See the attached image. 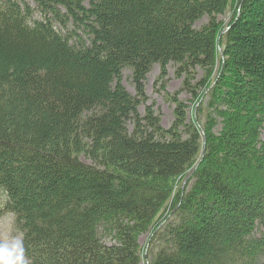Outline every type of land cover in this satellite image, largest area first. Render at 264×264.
Listing matches in <instances>:
<instances>
[{
    "label": "trees",
    "instance_id": "16d2710c",
    "mask_svg": "<svg viewBox=\"0 0 264 264\" xmlns=\"http://www.w3.org/2000/svg\"><path fill=\"white\" fill-rule=\"evenodd\" d=\"M156 65L165 93L171 65L183 79L168 129L139 110ZM263 133L264 0H0L23 264H264Z\"/></svg>",
    "mask_w": 264,
    "mask_h": 264
},
{
    "label": "rangeland",
    "instance_id": "374dc122",
    "mask_svg": "<svg viewBox=\"0 0 264 264\" xmlns=\"http://www.w3.org/2000/svg\"><path fill=\"white\" fill-rule=\"evenodd\" d=\"M231 16H232L231 12H228L226 15L221 16V19L224 20L225 23H228L231 19ZM207 21L208 20L205 18L198 25L202 26L203 24H206ZM175 71H176L175 67L171 65L169 67V76L167 79L168 81L166 82V86H165L167 88L166 93L169 92L171 95L178 92L183 86V79H179L178 77H176ZM159 76H160V66L156 65L151 71V73L148 75V79L146 82V92L148 96V102L146 105H142L139 110L140 113L144 116L147 113V107L153 106L152 107L154 108L153 110H155V112L157 114H160L162 117L161 118L162 125L168 129L174 121L175 105L166 98L165 91L160 90L159 86L156 85ZM131 77H132L131 70L126 69L123 71V84L127 88V90L135 96L136 90ZM180 99L187 102L190 105L189 116L191 117L195 112L193 107L194 104L190 102L191 96L188 95L187 93H182ZM130 128L131 129L133 128L132 125ZM262 139L264 141V133L262 135ZM83 160L90 163V161L88 160L85 159ZM186 185H187V180H185L183 184V188H185ZM6 201H7V196L5 195L3 189H0V243H11L15 239L22 240V234L15 227L14 215L3 211V207ZM238 201L242 203L243 201L245 202L246 200L242 197H239ZM148 240H149L148 236H143L140 239L142 247L145 250H147L148 248L147 247ZM142 264H149L148 259L145 258Z\"/></svg>",
    "mask_w": 264,
    "mask_h": 264
},
{
    "label": "clouds",
    "instance_id": "9594fccd",
    "mask_svg": "<svg viewBox=\"0 0 264 264\" xmlns=\"http://www.w3.org/2000/svg\"><path fill=\"white\" fill-rule=\"evenodd\" d=\"M23 242L15 239L11 243H0V264H23Z\"/></svg>",
    "mask_w": 264,
    "mask_h": 264
}]
</instances>
